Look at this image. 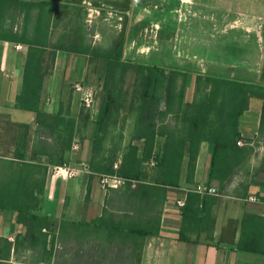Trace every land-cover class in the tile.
Instances as JSON below:
<instances>
[{"label": "crops", "instance_id": "1", "mask_svg": "<svg viewBox=\"0 0 264 264\" xmlns=\"http://www.w3.org/2000/svg\"><path fill=\"white\" fill-rule=\"evenodd\" d=\"M131 6L125 58L187 73L185 107L194 99L197 76L260 86V95L251 97L249 109L239 122V146L245 157L224 182L211 179L215 145L203 141L195 179L190 182L188 145L180 182L175 187L161 186L149 175L132 185L105 187L99 172L84 171L63 179L49 171L41 213L58 223V244L63 248L57 258L54 254L53 264L55 258L57 264H264V0H133ZM157 22L174 24L164 26L160 34L150 29ZM180 23L184 26L179 30ZM157 37L163 47H156ZM27 53L25 45L19 48L16 43L0 41V162L5 165L15 150V132L2 129L8 120L32 127L27 161L39 162L37 157L42 156L36 152V160H31L32 145L39 140L36 113L15 106L22 90ZM90 67L88 55L59 51L53 70L45 78L43 94L47 112H58L62 101L79 120L84 104L75 84L95 89L93 105L82 115L88 122L83 132L85 140L68 156V164L87 162L88 169L101 102L100 90L89 83ZM164 125H175L171 115ZM110 130L117 134L120 125ZM99 164L106 166L107 162ZM145 166L152 173V167ZM33 179L44 183L42 174L36 173ZM199 185L216 187L218 195L203 194L210 199L206 203L210 217L206 221L196 218L193 225L189 223L192 217L188 218L189 240L184 241L180 239L182 208L188 193ZM179 201H183L182 206ZM61 222L65 224L64 235ZM71 223L88 225L79 228ZM23 232L17 213L0 208V240L12 241ZM20 257L24 258L11 252L9 263L19 264Z\"/></svg>", "mask_w": 264, "mask_h": 264}, {"label": "trees", "instance_id": "2", "mask_svg": "<svg viewBox=\"0 0 264 264\" xmlns=\"http://www.w3.org/2000/svg\"><path fill=\"white\" fill-rule=\"evenodd\" d=\"M57 1L0 0V41L28 47L22 90L16 96L15 106L36 113V134L39 140L32 145L31 160H36V152L42 154L37 157L39 162L27 161L31 146V125L5 121L2 129L15 132V150L6 162L8 173L0 176V208L16 212L17 222L24 227V232L15 241L0 240V264H11V252L17 256L24 255L25 259L21 256L19 264H53L54 254L57 258L60 249H63L58 244V223L41 213V197L49 167L68 163L74 143L80 145L85 140L83 132L88 122L83 120L82 115L85 109L91 107L83 105L78 120L72 117L70 106L65 107L62 101L58 112L54 114L47 112L43 106L45 78L53 70L59 51L88 55L91 64L94 59L101 63L102 83L96 85L100 90L101 102L92 136L94 145L89 170L104 175L116 174L126 179L125 185L139 183L149 178V175L161 186H178L188 145V180L193 182L203 141L215 145L211 179L218 178L224 182L234 167L244 160L245 151L239 146L242 139L239 122L241 115L249 109L251 97L260 95V86L255 84L222 77L197 76L194 99L185 107L187 73L125 58L133 0H121L119 10L128 13L125 16V29L107 50L88 46L84 42L83 22L76 29L67 30L68 26L65 25V32L56 36L54 19L55 28L61 19L59 15L56 21L57 9L68 10L73 6L79 9L80 16L85 11L81 0ZM9 11L23 14L20 29L6 23ZM85 17L86 12L83 15ZM116 71L124 76L133 73L131 88L127 86V79L114 80ZM170 115L175 125L165 126ZM119 125L120 131L112 133L111 127L117 128ZM126 129H129L127 134ZM99 162H107V165L100 166ZM145 165L152 167V173L145 169ZM36 173L38 176L43 175L44 183L41 184L39 179L34 181ZM89 198L90 188L87 193ZM209 200V196L205 197L196 191L188 193L182 208L184 221L181 240H189L186 236L190 230L187 229L188 218L192 217L189 223L193 225L196 218L198 221H206L210 217L209 208H206ZM63 223H60L62 235ZM214 224L215 220L211 229ZM71 225L82 228L88 224ZM66 251L64 249L63 253ZM75 258L78 260V254ZM82 262L77 261L76 264Z\"/></svg>", "mask_w": 264, "mask_h": 264}, {"label": "rangeland", "instance_id": "3", "mask_svg": "<svg viewBox=\"0 0 264 264\" xmlns=\"http://www.w3.org/2000/svg\"><path fill=\"white\" fill-rule=\"evenodd\" d=\"M84 10L79 14V9L71 6L68 10H56V21H58L60 15V23L57 28H55L54 19V32L56 36L61 35L65 32V25L68 29H76L79 27L80 23L83 22V39L84 42L91 47L98 48L100 50H107L112 47L115 41L119 38L120 34L124 31L125 27V16L128 13H122L119 8L122 4L121 0H81ZM61 1L58 0L57 3ZM60 11V13H59ZM84 12H86L85 19L83 18ZM130 15V13H129ZM23 14L17 11H9L6 15V23L8 25L14 26L15 29H20L22 27ZM173 22H157L151 24L150 29L153 32L161 31L164 26L170 27ZM180 26L184 24L180 23ZM32 27V26H31ZM146 30V29H145ZM81 32V34H82ZM128 34V31H127ZM80 42V40H79ZM156 47H163V44L159 42L157 37ZM133 61V60H132ZM98 59L92 61L90 71H91V83L94 85H99L102 83V72L101 63ZM100 70V71H99ZM101 72V74H99ZM121 79H127V86L131 88V84L134 80L133 73L127 75L121 74L120 71L114 73V80L119 81ZM8 173V166L3 162H0V176ZM24 257V255H23ZM20 259V258H19ZM25 259V258H24ZM22 260V259H21ZM26 261V260H25Z\"/></svg>", "mask_w": 264, "mask_h": 264}, {"label": "built area", "instance_id": "4", "mask_svg": "<svg viewBox=\"0 0 264 264\" xmlns=\"http://www.w3.org/2000/svg\"><path fill=\"white\" fill-rule=\"evenodd\" d=\"M21 44H17V47H21ZM75 89L78 91H81L82 93V102L83 104L90 108L93 105L94 97H95V89L93 87H86L85 85L81 83L75 84ZM79 147V143L75 142L73 145V150H76ZM51 172L54 176L63 178V179H70L74 178L77 175L81 174L84 171H87L89 173H92L88 169L87 162H81L78 164V166H73L68 163H65L63 165H51L49 167L48 172ZM100 182L103 186H118L120 184H125L126 179L119 177L116 174L112 175H98ZM197 192L201 194H211V195H218V189L216 187L207 186V185H199L196 188ZM251 200L255 201V197H251ZM179 205H183V201H179ZM12 241H15V238H11ZM41 264H47V263H41Z\"/></svg>", "mask_w": 264, "mask_h": 264}]
</instances>
